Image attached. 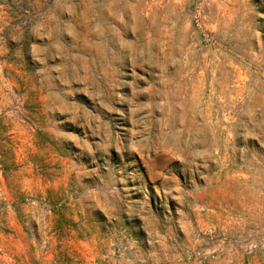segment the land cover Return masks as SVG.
<instances>
[{"label": "rangeland", "instance_id": "1", "mask_svg": "<svg viewBox=\"0 0 264 264\" xmlns=\"http://www.w3.org/2000/svg\"><path fill=\"white\" fill-rule=\"evenodd\" d=\"M0 264H264V0H0Z\"/></svg>", "mask_w": 264, "mask_h": 264}]
</instances>
